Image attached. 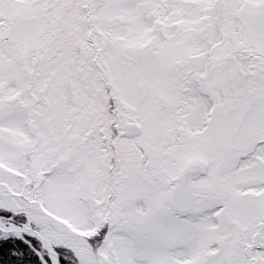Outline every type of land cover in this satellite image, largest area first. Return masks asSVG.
<instances>
[{"label":"snow or ice","instance_id":"obj_1","mask_svg":"<svg viewBox=\"0 0 264 264\" xmlns=\"http://www.w3.org/2000/svg\"><path fill=\"white\" fill-rule=\"evenodd\" d=\"M0 264H264V0H0Z\"/></svg>","mask_w":264,"mask_h":264}]
</instances>
